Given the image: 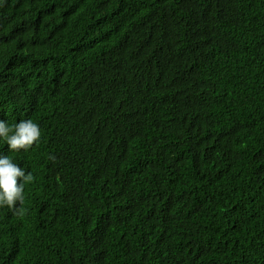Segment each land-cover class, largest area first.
Returning a JSON list of instances; mask_svg holds the SVG:
<instances>
[{"label":"trees","instance_id":"16d2710c","mask_svg":"<svg viewBox=\"0 0 264 264\" xmlns=\"http://www.w3.org/2000/svg\"><path fill=\"white\" fill-rule=\"evenodd\" d=\"M22 119L0 264H264V0H0Z\"/></svg>","mask_w":264,"mask_h":264},{"label":"clouds","instance_id":"9594fccd","mask_svg":"<svg viewBox=\"0 0 264 264\" xmlns=\"http://www.w3.org/2000/svg\"><path fill=\"white\" fill-rule=\"evenodd\" d=\"M41 137L39 125L31 119H22L14 125L0 120V141L7 143L10 152L28 151ZM49 160H54L49 155ZM20 180L18 183L17 180ZM33 181L31 171L20 167L9 155H0V208L7 207L14 213L22 214L25 200V185Z\"/></svg>","mask_w":264,"mask_h":264}]
</instances>
